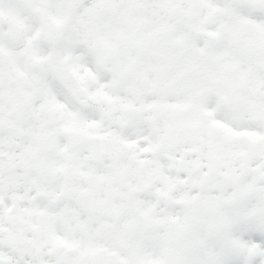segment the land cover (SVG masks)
<instances>
[{
  "label": "snow or ice",
  "instance_id": "snow-or-ice-1",
  "mask_svg": "<svg viewBox=\"0 0 264 264\" xmlns=\"http://www.w3.org/2000/svg\"><path fill=\"white\" fill-rule=\"evenodd\" d=\"M0 264H264V0H0Z\"/></svg>",
  "mask_w": 264,
  "mask_h": 264
}]
</instances>
